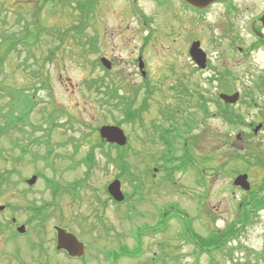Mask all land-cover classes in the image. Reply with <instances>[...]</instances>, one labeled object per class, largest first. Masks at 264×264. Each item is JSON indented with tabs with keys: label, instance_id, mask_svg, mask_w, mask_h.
Masks as SVG:
<instances>
[{
	"label": "rangeland",
	"instance_id": "1",
	"mask_svg": "<svg viewBox=\"0 0 264 264\" xmlns=\"http://www.w3.org/2000/svg\"><path fill=\"white\" fill-rule=\"evenodd\" d=\"M64 1L0 0V56L11 44L0 85L34 103L26 115L17 111L21 124L19 121L9 133L0 135V175H9L8 184L0 187V205L5 206L0 212V264H112L107 255L120 249L140 251V256H120L116 264H210L206 251L212 247L219 217L214 224L208 220L210 216H198V189L188 187L175 159L164 163L175 185L161 173L157 183L152 182L157 162L150 157L162 154L163 148L151 145L150 134L146 137L140 130L148 131L152 124L177 125L186 113L199 116L198 92L211 98L215 86L204 77L208 79L213 71L194 72L187 29H192V36L205 39L213 68L220 60V47L213 43L217 16H207L205 22L191 17L189 24V18L173 16L168 5L160 9L153 0ZM80 4L86 13L78 9ZM257 10L242 8L241 18ZM138 57L144 63V74L138 68ZM102 58L111 62L109 70L100 64ZM244 67L238 71L244 72ZM184 76L186 81L181 79ZM91 82L105 86L96 90ZM246 85L238 82L235 89ZM111 91L118 93L116 101L121 104H109ZM126 104L140 113V120L126 119ZM209 108L215 110L213 105ZM171 110L181 113L165 119ZM119 123L128 138L123 149L126 160L121 165L127 174L120 170L123 175L119 178L126 200L114 205L105 188L119 169L115 162H108L113 151L97 146L96 130ZM220 124L207 121L213 133ZM38 138H46V143H35ZM13 140L27 148L26 154L22 148H12ZM182 142L176 141L174 156L183 152ZM89 152L94 161L90 169L83 162ZM42 155L45 158L38 159ZM142 155L147 161H140ZM34 175L35 183L27 185L25 180ZM135 177L144 183L139 189ZM52 191L60 194L53 196ZM72 193L77 196L73 198ZM210 198L206 213L216 216L218 196ZM34 206L44 207L41 225L32 217ZM180 216L194 218L187 225L178 220ZM20 225H24V233H13ZM54 227L68 231L84 245L82 257L55 250ZM197 243L209 247L198 251ZM213 258L217 264H225L216 255Z\"/></svg>",
	"mask_w": 264,
	"mask_h": 264
},
{
	"label": "flooded vegetation",
	"instance_id": "2",
	"mask_svg": "<svg viewBox=\"0 0 264 264\" xmlns=\"http://www.w3.org/2000/svg\"><path fill=\"white\" fill-rule=\"evenodd\" d=\"M195 1L197 4L185 0H153L160 9L168 5L173 16L177 13L178 17L189 18V24L191 17L205 22L207 16H217L216 25L212 26L216 31L213 43L220 47V60L211 68L205 39L192 36V29H187L190 37L187 46L189 59V50L194 42L199 43L206 57L203 69L190 61L194 72L202 75L208 70L213 71L208 79L204 77V81L213 84L215 91L213 95L210 93L211 98L206 93H197L199 116L186 113L177 120V125L153 124L148 125V131L144 128L140 130L146 137L147 133L150 134L151 145L163 148L162 154L150 157L157 162L152 169V182L156 184L161 173L170 185H175L172 175L164 167L165 156L170 153L168 163L176 160V169L179 174L186 175L188 187L198 189V216L204 219L210 216L208 220L214 224L219 217L211 237L214 245L206 251L211 256L210 264H217L214 255L225 264H264V0H242L241 3L239 0ZM241 7L245 11L258 10L243 19ZM205 29L200 30L204 32ZM242 65L246 66V70L239 72L238 68ZM181 79L186 81L185 76ZM241 81L247 85L237 91L235 84ZM234 95H237L235 102L222 99V96ZM185 101L187 97L183 105ZM209 105H213L215 110L211 111ZM174 113V110L166 113L165 119L172 118ZM208 120L221 122L214 133L207 127ZM168 121L172 123L170 119ZM37 129L41 131V127ZM23 131L18 130L19 134H24ZM35 140L39 145L46 143V138ZM14 141L12 148H22V152L26 153L27 148ZM176 141H183V152L179 156L173 154ZM102 143L109 152L113 151V156L109 157L113 162L123 163L126 160L123 149L116 152V145ZM146 158L142 155L140 161H147ZM142 184L140 181L141 187ZM214 194L218 196L214 206L216 216L208 211L206 213L207 199ZM108 201L113 203L110 198ZM192 218H184V222L191 223ZM12 222L15 223L14 218ZM198 244L196 250L206 248Z\"/></svg>",
	"mask_w": 264,
	"mask_h": 264
},
{
	"label": "trees",
	"instance_id": "3",
	"mask_svg": "<svg viewBox=\"0 0 264 264\" xmlns=\"http://www.w3.org/2000/svg\"><path fill=\"white\" fill-rule=\"evenodd\" d=\"M46 1V0H45ZM65 3H69V0H65L64 1ZM78 9L82 10L83 12H85V6L84 4H80V6H78ZM86 13V12H85ZM25 38V36H24ZM26 39V38H25ZM10 46L11 44L7 45L6 47V50H5V53L2 54V56H0V80L1 79V70H2V65L4 63V60L7 56L8 53H10ZM103 78V77H102ZM104 79H102V82H103ZM4 80H2L0 82V84L3 82ZM102 85V88L105 86L102 84H99V83H96V82H91V87L92 88H95L96 90L100 89ZM18 91H15L14 92H11V89H9V87H4L2 85H0V118L3 120V125L0 126V135L2 134H5V133H9V130L11 128H13L19 121L20 119L16 117V113L17 111H20L18 112V114H28L30 112V110L33 108L34 106V103L32 100H29L25 97L21 98V94ZM118 100V93L117 92H113L111 91L109 97H108V102L109 104L110 103H113V102H119V101H116ZM124 100H127L125 98H121V101H124ZM20 102H22V104H20ZM119 104H121L119 102ZM124 111H125V116H126V119H128L130 122H133L135 120H140V113H135L133 112L131 106L129 104H126L124 106ZM53 118H51L52 120ZM128 121V122H129ZM118 126H120L121 124H117ZM69 143H72L73 142V139H69L68 141ZM103 143L100 142V143H97V146L98 147H103L102 145ZM48 149H49V146H47ZM76 148V147H75ZM118 150H120L118 147H116V152H119ZM52 153V150L49 149V152H48V155H50ZM18 161V160H17ZM111 159L109 158L108 156V162H110ZM83 162L84 164H86V166L90 169V167H92L94 165V161H93V154L92 152H89L88 155L83 159ZM116 164H118L119 166H117ZM122 163L119 164L118 162H115V166L118 167L119 170H121L124 174H127V169L124 170V168H122ZM12 173V172H11ZM123 175V174H122ZM8 181H9V175H0V187L4 184H8ZM49 185L52 184L51 182L52 181H49L47 180ZM80 182V181H78ZM16 185V183H15ZM55 192V191H54ZM53 193V192H52ZM58 196L59 193L55 192L53 193V196ZM73 198H75L77 196V194L73 193L72 194ZM43 208H35V210H33V213H34V218H40V221H42L44 219L43 215H42V211ZM164 217V214L162 215ZM155 230H158V229H155ZM192 236L193 234L190 233ZM214 243H212L210 246H213ZM202 247H209L208 244H203L201 245ZM120 249V248H119ZM140 251H137V250H134V251H125L124 249H120L119 251H117L116 253H109L108 255V258L111 260L112 264H116L117 262V259L121 256V257H126V258H130V259H135V258H138L140 256Z\"/></svg>",
	"mask_w": 264,
	"mask_h": 264
},
{
	"label": "water",
	"instance_id": "4",
	"mask_svg": "<svg viewBox=\"0 0 264 264\" xmlns=\"http://www.w3.org/2000/svg\"><path fill=\"white\" fill-rule=\"evenodd\" d=\"M190 2L191 4H197L195 0H185ZM213 0H207V2H211ZM189 55L191 60L201 69L205 67V54L199 47L198 42H194L189 50ZM101 64L103 65L104 68L109 70L111 68V63L102 58L100 59ZM143 67L144 64L139 58V69L143 72ZM237 98V95H234L232 97L228 96H222V99L226 102H235ZM99 135L102 140H105L108 143L111 144H116L118 146H124L127 142V138L124 135V132L117 126H102L99 129ZM36 181V177L33 176L31 177L27 183L28 185H33ZM107 192L109 193L110 197L116 201V202H121L123 201L124 197L120 189V182L118 180L112 181L108 186H107ZM5 209L4 206L0 205V212ZM56 250H63L65 251L68 255L72 257H81L84 253V247L82 243H80L77 238L64 231L61 228L56 227ZM18 233H23L24 232V226H20L17 228Z\"/></svg>",
	"mask_w": 264,
	"mask_h": 264
}]
</instances>
